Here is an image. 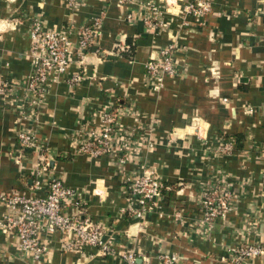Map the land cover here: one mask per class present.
I'll return each mask as SVG.
<instances>
[{
  "label": "crops",
  "instance_id": "crops-1",
  "mask_svg": "<svg viewBox=\"0 0 264 264\" xmlns=\"http://www.w3.org/2000/svg\"><path fill=\"white\" fill-rule=\"evenodd\" d=\"M165 1L169 28L146 29L145 4ZM188 1L85 0L73 9L65 0H0V86L31 73L33 18L55 31L102 23L100 45L83 61L74 56L50 85L39 120L27 122L47 148L43 162L22 150L18 101L0 93V195L44 197L47 189L33 184L45 167L76 190L79 204L68 211L104 225L115 251L64 250L55 231L44 233L46 253L35 258L14 232L0 230V264H125L121 254L128 251L147 264H162L164 253L178 264H220L241 243H264V0H215L203 25L179 14ZM169 44L177 48L181 74L155 87L145 63ZM78 74L82 80L71 83ZM128 106L135 112L121 122L138 145L132 161L121 163L123 153L75 152L79 127L100 126L104 107ZM221 138L234 141L233 153L216 154ZM148 171L166 186L158 207L139 217L130 210L138 206L129 185ZM220 178L230 182L231 208L208 230L200 196ZM9 213L0 201V217ZM247 264H264V254Z\"/></svg>",
  "mask_w": 264,
  "mask_h": 264
},
{
  "label": "built area",
  "instance_id": "built-area-1",
  "mask_svg": "<svg viewBox=\"0 0 264 264\" xmlns=\"http://www.w3.org/2000/svg\"><path fill=\"white\" fill-rule=\"evenodd\" d=\"M65 1L73 9L85 2ZM214 1L189 0L181 5L179 14L184 20L189 15L194 16L203 25L202 18L212 11ZM145 7L148 13L143 19L146 29L158 33L169 28L170 22L165 19V14L170 11L168 1L162 4L149 2ZM128 20L131 21L132 16L129 15ZM101 25L100 19L97 18L90 25H71L62 31L45 30L40 18H33L31 73L23 80L6 82L0 86V93L9 96L10 103L18 101L19 127L16 135L22 150L34 153L41 161L45 160L43 152L47 148L36 129L27 122L35 123L39 120L50 85L62 79L73 63L74 56L78 54L83 61L88 50L100 45ZM176 52L175 44H169L160 49L158 57H151L146 61L145 76L149 83L161 87L167 77L181 74ZM82 78V75H74L70 82L77 84ZM116 109L117 111L103 108L100 126L89 123L76 130L73 139L76 153L90 157L123 153L121 163L135 158L138 145L133 138V129L121 122L123 115L126 113L132 115L135 110L130 106ZM233 151L234 141L227 138H221L215 149L217 155L231 154ZM165 186L160 177L151 171L132 180L129 192L138 207H130V210L143 217L145 213L157 208ZM33 187L46 188V195L44 197H24L17 193L0 195V201L11 209V213L0 217V230L14 232L23 250L35 258H41L47 250L44 233L57 231L61 233L64 250L85 252L88 248H95L96 253L101 255L115 252L111 244L112 239L107 237L108 230L104 225L88 217H81L79 213L71 214L68 211L70 205L79 204L77 192L73 187L58 177L46 175L45 167L37 171ZM231 200L230 182L227 178L217 179L203 190L199 204L202 222L208 230L214 227L217 218L224 216L231 208ZM263 254L264 243H241L223 257L220 264H247L250 259ZM121 257L125 264H147V260L144 262L134 251L123 253ZM160 260L162 264H178V257L172 253L161 254Z\"/></svg>",
  "mask_w": 264,
  "mask_h": 264
}]
</instances>
